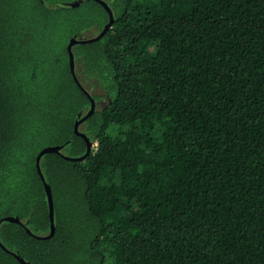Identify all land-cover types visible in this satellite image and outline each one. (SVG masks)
<instances>
[{
    "label": "trees",
    "instance_id": "obj_1",
    "mask_svg": "<svg viewBox=\"0 0 264 264\" xmlns=\"http://www.w3.org/2000/svg\"><path fill=\"white\" fill-rule=\"evenodd\" d=\"M103 1L80 87L103 6L0 0V264H264V0Z\"/></svg>",
    "mask_w": 264,
    "mask_h": 264
},
{
    "label": "water",
    "instance_id": "obj_2",
    "mask_svg": "<svg viewBox=\"0 0 264 264\" xmlns=\"http://www.w3.org/2000/svg\"><path fill=\"white\" fill-rule=\"evenodd\" d=\"M94 1L98 2L99 4H101L103 6V8L105 9V11L107 12V14L109 16V21H108L107 25L105 26V28L96 37H93V38H90V39H77V38H72V39H70V41L67 44V52H68V56H69L70 71H71V74H72L74 80L76 81V83L80 87H81V85L78 82V79H77L76 74H75L74 55H73V52H72V47L75 46V45H78V44H86V43H89V42H92V41L99 40L111 28V26L113 24V19H114L111 10L109 9L108 5L103 0H94ZM95 111H96V104H95V102L93 100H91V105H90L89 111L86 113V115H84L83 117H81L79 119V121H77L75 123L74 131H75L76 135L82 137L85 140V142H86V148H87L85 155L82 156L81 158H78V159H75V160H80V161L81 160H84L85 157L91 153V150L93 148V145H92L91 142H89V140L86 137V135H84L83 133H80L79 132V125L82 122H84L89 116H91ZM59 151H60V147H58V146H56V147H46V148L42 149L40 151V153L36 157V169H37V173L39 174V177H40V179H41V181H42V183L44 185V189H45V193H46L47 201H48V207H49L50 234H48V236H46L45 238L52 237L53 234L55 233V226H54V206H53V198H52L51 188L45 182L44 177H43V174H42L41 169H40V159L45 154L58 153ZM2 222L21 223L20 219L15 218V217H5V218H3L1 220L0 223H2ZM15 257H16V259L21 264H29V263L25 262L19 256L15 255Z\"/></svg>",
    "mask_w": 264,
    "mask_h": 264
},
{
    "label": "rangeland",
    "instance_id": "obj_3",
    "mask_svg": "<svg viewBox=\"0 0 264 264\" xmlns=\"http://www.w3.org/2000/svg\"><path fill=\"white\" fill-rule=\"evenodd\" d=\"M87 34H88V35H87L88 37H92L95 33H93V32H88ZM103 106H105V103H104L103 101H101L100 103H97V104H96V107H97V108H101V107H103Z\"/></svg>",
    "mask_w": 264,
    "mask_h": 264
}]
</instances>
